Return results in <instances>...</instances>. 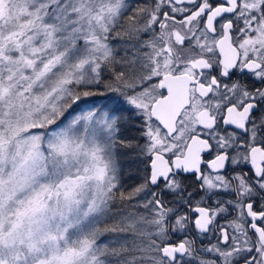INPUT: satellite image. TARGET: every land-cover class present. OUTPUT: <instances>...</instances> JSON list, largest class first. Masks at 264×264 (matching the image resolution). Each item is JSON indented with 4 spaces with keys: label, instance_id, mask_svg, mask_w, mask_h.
<instances>
[{
    "label": "snow or ice",
    "instance_id": "obj_1",
    "mask_svg": "<svg viewBox=\"0 0 264 264\" xmlns=\"http://www.w3.org/2000/svg\"><path fill=\"white\" fill-rule=\"evenodd\" d=\"M0 264H264V0H0Z\"/></svg>",
    "mask_w": 264,
    "mask_h": 264
}]
</instances>
